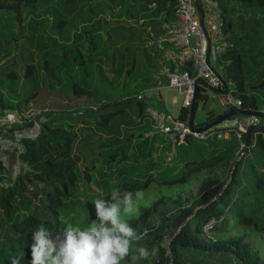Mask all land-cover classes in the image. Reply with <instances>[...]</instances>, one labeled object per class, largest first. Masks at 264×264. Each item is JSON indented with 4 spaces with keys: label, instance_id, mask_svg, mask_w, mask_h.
Here are the masks:
<instances>
[{
    "label": "rangeland",
    "instance_id": "rangeland-1",
    "mask_svg": "<svg viewBox=\"0 0 264 264\" xmlns=\"http://www.w3.org/2000/svg\"><path fill=\"white\" fill-rule=\"evenodd\" d=\"M218 1L225 10L224 17L231 19L232 26L227 36L234 39L242 55L245 89L250 91L264 81V6H249L238 0ZM152 3L153 0H39L35 5L22 6L20 16L11 11L0 15V109H48L56 112L54 120H59L66 112H74V115L80 111L83 113L82 117L67 120V123L82 120L77 121L73 130L77 136L73 151L80 159L77 172L81 174V183L78 190L72 192L67 207L60 211L62 228L69 223L86 227L95 218L93 202L96 199L110 198L112 190L119 189L117 185L120 182L130 179L142 181L149 174L155 180L143 191L145 196L140 207L158 204L149 223L150 226L155 225L160 214H170L178 206H186L188 200L196 198L200 183L208 175L192 169L197 168L196 165L183 167L184 162L180 160L184 155L181 154L178 160L176 158L166 165L162 150L154 149L151 141L137 135L139 128L146 124L135 117L136 103L119 106L126 108L124 114L111 120L107 127H97L94 123L100 120V114L90 108H97L103 102L134 98L138 94H143L149 102H153V96L159 93L169 99L174 97L177 104L168 102L167 110L173 116L177 115L181 98L174 92L156 89L154 71L157 69V51L152 45L147 46L148 41H143L147 35L141 33L140 19L146 23L144 34L152 32V24L158 23L159 26L163 22L162 17L152 18L156 12L155 7H151ZM53 19L55 22L51 26ZM59 20L65 21L64 26L55 24ZM37 37L44 47H37ZM28 65H33L29 75ZM214 67L222 73L220 64H214ZM75 83L92 94L75 96L72 91ZM232 88L229 83V89ZM252 92L259 107L264 109V85ZM203 94L206 99H198L193 120L195 127H200L211 114L218 115L226 110L220 103L219 93L205 87ZM22 102L26 105L21 106ZM36 131V127H31L28 131L14 130L2 135L22 138ZM130 134H133L128 151L130 159L119 163L117 157L121 151L117 145L125 144ZM262 136L264 138V134ZM154 140L163 142L159 136H155ZM104 143L106 146H103ZM194 146L204 149L201 143ZM253 152L249 151L250 157L244 160L241 181L248 188L253 185V173L261 170L259 165L251 163ZM184 153L191 158L193 149ZM208 155L209 151L205 149L204 156ZM150 162L158 165L148 171ZM85 167L89 169V180L84 177ZM232 169V164L223 165L221 179L230 178ZM163 171L167 178L188 175L187 183L160 185L157 180L161 176L158 175ZM21 200L19 197L18 201ZM30 209L39 217H50L44 209L43 194L31 198ZM260 211L253 213L259 217L264 210ZM225 220V231L215 232V235L212 234L214 238L227 240L245 236V243L263 261L264 235L253 227L239 224L237 220H230L229 217ZM12 235L7 226L0 231V239L8 240ZM138 247L140 242L133 241L130 253L138 255ZM138 260L126 259L121 264H139ZM207 261L219 263L217 258Z\"/></svg>",
    "mask_w": 264,
    "mask_h": 264
},
{
    "label": "trees",
    "instance_id": "trees-1",
    "mask_svg": "<svg viewBox=\"0 0 264 264\" xmlns=\"http://www.w3.org/2000/svg\"><path fill=\"white\" fill-rule=\"evenodd\" d=\"M38 1L0 0V15L6 13L5 11H11L20 16L22 6H32ZM238 1L249 6H264V0ZM153 3H155L156 11L154 18L161 16L162 19L164 18L163 20H166L170 17L175 0H153ZM218 3L224 17L225 10L219 1ZM224 21L225 31L228 34L232 26L231 19L224 17ZM54 22L55 19L52 20L51 26L54 25ZM64 23V20H59L55 24L64 26ZM228 40L233 46L222 57V77L226 83L233 85V93L240 99L243 110L264 111L259 107L252 92L259 87H263L264 81L251 88L250 91H246L242 55L239 53L234 39L228 37ZM36 43L37 47L45 46L39 41L38 37ZM32 70L33 65H28L27 75ZM8 76L11 77L12 74L9 73ZM72 91L75 96L80 97L92 94L76 83L73 84ZM198 99L205 100L206 96L204 94L196 96L194 112L197 108ZM131 103L137 104L136 119L145 121L146 125L140 127L137 134L143 137L145 132L151 130L145 111L152 104L147 99L137 100L135 97H131L120 102H103L97 108H90L91 111L100 114V120H95L94 123L97 127H107L111 120L124 114L126 108H119V106H127ZM25 105L24 102L21 103V106ZM154 106L162 110L160 103L157 102ZM0 107H2L1 102ZM2 110L5 109H0V111ZM55 113L51 110L45 113V121L38 127L30 122L20 126L0 128V184L6 183L5 186L0 185V231L7 226L13 234L8 240H5V238L0 239V264H11V258L21 255L23 256L22 264H27L30 259L31 233L41 224L54 234L62 231L63 228L59 220L60 211L67 207V201H70L72 192L77 191L81 183V174L77 172L80 159L73 151L74 140L77 137L73 130L74 126L78 124L77 121L82 120L79 119L76 123H67V120L75 116L82 117L83 113L80 111V114L78 112L77 115H74V112H66L62 114L59 120H54L53 115ZM188 115L189 109L181 108L179 118L185 121ZM218 116L211 114L201 126L214 121ZM259 123L264 124L263 120H259ZM31 127H36L37 131L33 135L26 134L27 136L25 135L20 139L23 148V153L19 156L22 163L21 174L11 182L6 176L10 173L15 158L8 151V148L15 144V139L18 137L3 136L2 134L14 130L28 131ZM262 135L255 134L251 137L248 152L240 161L234 164L230 178L208 177L204 179L199 186L196 198L188 200L186 206H178L170 214H160L156 224L152 226L149 223L152 213L156 212L158 204L149 207L141 206L139 216L128 219V222L137 233L146 232V235H143L139 242L140 247L149 250V256L146 259L138 260L139 264H211L207 261L209 258H217L219 261L217 264H231L232 259L237 260L238 264H264V260L261 261L254 255L245 243V236L227 240L216 239L215 242H207L202 239L203 228L210 221H214L211 228L213 235L216 234L215 232L225 231L226 217H229L230 220H237L243 226L253 227L264 235V212L259 217H256L253 213L264 210V138ZM132 137L133 134H130L125 144L117 145L120 146L118 148L121 151V154L117 157L119 163L130 159L128 151ZM233 140L235 139L233 138ZM128 141L129 143H127ZM147 141L150 140L147 139ZM154 143L155 140L153 139L151 144ZM193 143L196 142H191L188 147L181 149H190ZM235 145L233 142L227 144L226 148L229 150L218 156V158H214L210 163L208 161L203 162L204 159L200 156L199 158L193 156L183 158L186 159L183 167L196 165L197 168H192L195 171H201L203 168L213 169L217 163L221 164V168L223 165L227 167L234 157L231 151H233ZM103 146H106V144L104 143ZM152 147L154 148V146ZM152 147L151 149H153ZM165 149V147L162 148V152ZM251 150L254 151L252 158H250L251 163L259 165L261 170L253 173V185L248 188L243 186L241 181H243L242 175L245 169L244 160L250 157L249 151ZM177 151L180 155L181 150ZM150 152L148 153L150 154ZM157 165L158 163L153 164L150 162L147 166L148 171ZM87 170H89L88 167H85L84 177L86 179L89 178ZM170 172L174 174V172ZM159 176L161 177L157 182L164 186L183 185L188 180V175L185 174L180 177L167 178L168 175L166 176L164 171L159 173ZM104 177L105 174L101 179ZM154 180L155 178L149 174L142 181L130 179L118 183L117 187L121 192L146 191ZM87 183L91 188L90 182L87 181ZM39 194H43L44 209L50 215L49 218L39 217L30 211L31 198H38ZM19 197L22 198L21 201H18ZM107 199L110 198L105 200Z\"/></svg>",
    "mask_w": 264,
    "mask_h": 264
},
{
    "label": "built area",
    "instance_id": "built-area-1",
    "mask_svg": "<svg viewBox=\"0 0 264 264\" xmlns=\"http://www.w3.org/2000/svg\"><path fill=\"white\" fill-rule=\"evenodd\" d=\"M151 7H155V3H152ZM147 45H153L157 51V69L154 71L156 89L168 88L177 94L181 98V108L189 109L194 97L203 94L204 88L208 87L219 93L220 103L226 110H243L240 99L233 93L234 89H229L227 83V91L223 93L222 84L214 74L219 73L214 64L221 65L223 55L233 46L228 40L222 9L217 0H175L170 17L160 24L159 32ZM135 98L146 99L143 94H138ZM48 111L2 110L0 128L30 122L38 127L44 123V114ZM145 114L151 130L145 132L143 137L150 141H153L155 136L162 138L163 142H155L153 145L155 149L166 148L162 152L166 165L175 160L178 148H186L191 142L207 143L231 136L230 138L237 142L234 157L230 161L233 168L248 152L249 148L246 153L243 151L248 128L261 125L258 118L237 116L220 126L198 132L188 127V118L183 121L179 115L173 116L166 109L159 110L148 106ZM20 139L16 138L15 144L8 148L15 158L11 171L6 176L11 182L21 174L22 163L19 156L23 153V148ZM213 225L214 221H210L203 228V240L215 242L216 239L211 233Z\"/></svg>",
    "mask_w": 264,
    "mask_h": 264
},
{
    "label": "clouds",
    "instance_id": "clouds-1",
    "mask_svg": "<svg viewBox=\"0 0 264 264\" xmlns=\"http://www.w3.org/2000/svg\"><path fill=\"white\" fill-rule=\"evenodd\" d=\"M144 196L142 190L113 189L110 199L93 202L95 218L86 227L69 223L54 234L41 224L31 233L28 264H121L126 259H146L145 247L136 249L138 255L130 253L132 242L146 232L137 233L128 222L139 216ZM22 260V255L15 256L11 264H22Z\"/></svg>",
    "mask_w": 264,
    "mask_h": 264
},
{
    "label": "crops",
    "instance_id": "crops-1",
    "mask_svg": "<svg viewBox=\"0 0 264 264\" xmlns=\"http://www.w3.org/2000/svg\"><path fill=\"white\" fill-rule=\"evenodd\" d=\"M60 1H62V2H69L68 0H60ZM72 1V0H71ZM152 18L153 19H160L161 18V16H158L157 18L155 17H153L152 16ZM152 18H151V22L153 23V21H152ZM143 21H145V20H142V19H140V22H142L141 23V33L143 34V36H145V35H147V37H146V39L144 38L143 39V41H145V42H147V44L149 43V42H151V41H153L154 40V36H156L157 35V33L159 32V26H158V23L157 24H152V32L151 33H149V34H144V30H143V28L146 26V23H143ZM164 21V20H163ZM148 39V40H147ZM148 46V45H147ZM153 46V45H152ZM154 47V46H153ZM163 89H165L167 92L169 91V92H173V91H171L170 89H168V88H163ZM161 90V89H160ZM159 91V90H158ZM136 97V96H135ZM153 98H154V100H153V102H150L151 104L152 103H160L161 105H162V110L163 109H168L167 108V104H168V102H170L171 103V105H176L177 103H176V100L174 99V97L173 98H171V99H169V97L168 96H161L160 95V93H159V95L158 96H153ZM152 98V99H153ZM179 107L177 108V115H179V113H180V110H181V103H179ZM152 106H154V104H152ZM155 107V106H154ZM168 111V110H167ZM227 110H225L224 112H226ZM263 111V110H262ZM169 112V111H168ZM223 112V113H224ZM264 112V111H263ZM223 113H220V114H218V115H221V114H223ZM176 115V116H177ZM214 116H217V114H213ZM231 136H224V138L223 139H221V140H214V141H211V142H207V143H203V142H196V143H201V144H203L204 145V149H201L200 147H195L194 145L196 144V143H193L192 144V146L190 147V149H181V148H179L180 150H181V155H184L182 158H181V160L180 161H182V162H185V160L186 159H183V158H186V157H188V156H186L185 155V151H189V150H192L193 149V153H192V156L193 157H198L199 158V156H200V158H203L204 160H203V162H206V161H208L209 163L210 162H212L213 160H214V158H218V156H220V155H222L225 151H227V150H229V149H227L226 148V145L227 144H230V143H235L236 145H235V147L232 149L233 151H231V153L232 154H234V151H235V149H236V146H237V142L235 141V140H233L232 138H230ZM178 149V150H179ZM208 150L209 151V155L206 157V156H204V150ZM227 153H230V152H227ZM179 156L180 155H178V151H177V156H176V158H177V160L179 159ZM176 158H175V160H176ZM174 160V161H175ZM184 164V163H183ZM202 165H204L203 163H202ZM222 170V168H221V164H219V163H217V165L215 166V168H213V169H207V168H203L202 170H201V172H206L208 175L204 178V179H206V178H208V177H218V178H220L221 179V176H220V172H222L221 171ZM201 184V183H200ZM231 263L232 264H238L237 263V260H234V259H232L231 260ZM28 264V263H27Z\"/></svg>",
    "mask_w": 264,
    "mask_h": 264
},
{
    "label": "water",
    "instance_id": "water-1",
    "mask_svg": "<svg viewBox=\"0 0 264 264\" xmlns=\"http://www.w3.org/2000/svg\"><path fill=\"white\" fill-rule=\"evenodd\" d=\"M214 74L219 78L222 87H223V93H226L227 91V83L225 79L217 72H214ZM196 101V97H194L193 102L189 108V115L187 120L188 127L193 131L203 132L208 130L211 127H216L221 125L222 123L226 122L227 120H230L233 117L242 116V117H255L260 120H263L264 122V112L263 111H253V110H239V109H230L224 112L223 114L219 115L214 121L203 124L200 127H194L193 120L195 116L194 112V104ZM255 134H264V124L258 125V126H251L248 128L246 135H245V149L243 150L244 153L247 152V149L251 145V137Z\"/></svg>",
    "mask_w": 264,
    "mask_h": 264
}]
</instances>
